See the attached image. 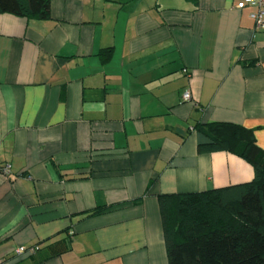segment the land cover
<instances>
[{"label":"crops","instance_id":"crops-1","mask_svg":"<svg viewBox=\"0 0 264 264\" xmlns=\"http://www.w3.org/2000/svg\"><path fill=\"white\" fill-rule=\"evenodd\" d=\"M240 1L0 13V264H168L158 195L253 179L244 159L198 151L211 122L264 149V27Z\"/></svg>","mask_w":264,"mask_h":264},{"label":"trees","instance_id":"trees-1","mask_svg":"<svg viewBox=\"0 0 264 264\" xmlns=\"http://www.w3.org/2000/svg\"><path fill=\"white\" fill-rule=\"evenodd\" d=\"M49 2L0 0V13L45 19ZM198 130L209 139L199 152L232 153L253 167L254 177L223 188L158 195L168 264H264V149L243 126L211 122Z\"/></svg>","mask_w":264,"mask_h":264},{"label":"built area","instance_id":"built-area-1","mask_svg":"<svg viewBox=\"0 0 264 264\" xmlns=\"http://www.w3.org/2000/svg\"><path fill=\"white\" fill-rule=\"evenodd\" d=\"M238 5L239 7H243L245 5L256 7V11L251 14V17L258 27H264V0H241ZM182 99L184 101H188L190 99V93L188 91L184 92ZM10 170L9 163H0V174L7 176L10 173ZM36 248L37 247L26 248L24 246H20L15 250V252L16 254H22L24 252L32 253Z\"/></svg>","mask_w":264,"mask_h":264}]
</instances>
